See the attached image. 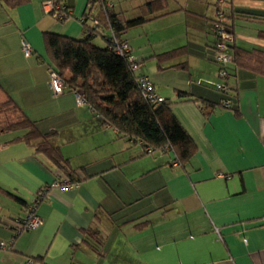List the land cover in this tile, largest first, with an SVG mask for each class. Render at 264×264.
I'll use <instances>...</instances> for the list:
<instances>
[{
    "label": "crops",
    "instance_id": "0c3cea01",
    "mask_svg": "<svg viewBox=\"0 0 264 264\" xmlns=\"http://www.w3.org/2000/svg\"><path fill=\"white\" fill-rule=\"evenodd\" d=\"M46 1L0 0V95L52 132L63 157L58 165L14 141L21 133L0 140V264H264V0H110L120 23L140 20L119 37L193 140L184 165L169 148L146 152L120 137L74 92L53 93L42 33L82 38L90 2L59 0L70 11L60 20ZM218 6L245 51L228 67L224 94L210 31ZM103 36L92 42L104 47ZM62 176L77 184L53 186ZM38 191L41 224L15 233L12 219Z\"/></svg>",
    "mask_w": 264,
    "mask_h": 264
},
{
    "label": "trees",
    "instance_id": "16d2710c",
    "mask_svg": "<svg viewBox=\"0 0 264 264\" xmlns=\"http://www.w3.org/2000/svg\"><path fill=\"white\" fill-rule=\"evenodd\" d=\"M5 1L17 6L27 0ZM223 1L218 0V3L221 4ZM59 2L62 7L61 12H59L60 18H54L64 20L70 11L61 1ZM89 2L90 6L82 15L84 18L82 22L84 35L82 38H71L49 31L42 33L48 70L53 71L61 78L64 84L63 92L70 90L74 94L80 93L84 99V104L86 103L104 123L115 128L120 137L134 141L139 140L146 152L169 148L174 154V159L179 164L184 165L195 154L196 146L174 116L170 108L171 101L164 98V102L155 103L145 99L138 83L140 73L144 72L132 70L126 57L116 53L113 46V37L118 43L124 41L119 37V32L140 22V20H131L122 24L116 20L112 13L110 0H89ZM95 2L96 5H94ZM97 11L101 12L105 20L104 23L107 25L106 28L109 30V33L104 34V36ZM50 14L53 17L51 12ZM220 14L223 17V23L233 35L231 42H228L232 58L231 63L226 66L228 72L230 65L241 64L242 55L245 51L235 46L233 25L225 19V13L219 6L210 23V31L215 36V40L217 33L212 31L211 26L214 21H219L218 16ZM97 35H102L105 38L106 45L104 47H99L92 42V38ZM129 46L133 53L130 44ZM260 52L262 53V51ZM139 60L141 59L139 58ZM261 71L264 73V69ZM182 94L186 93L182 92ZM189 99L192 100V98ZM224 99L226 98L223 97L221 105H223ZM195 101L208 106V102L199 98H196ZM3 106H12L18 115L15 120L6 121L0 125V134L23 130V134L14 138V141H25L32 145L36 152L45 154L53 162L61 165L63 157L58 147L50 141L53 133H41L11 97L7 96L0 103V108ZM67 177L71 181H78L73 176ZM11 228L16 233L17 226Z\"/></svg>",
    "mask_w": 264,
    "mask_h": 264
},
{
    "label": "built area",
    "instance_id": "2783aa9c",
    "mask_svg": "<svg viewBox=\"0 0 264 264\" xmlns=\"http://www.w3.org/2000/svg\"><path fill=\"white\" fill-rule=\"evenodd\" d=\"M45 5L47 7V11L51 12L53 17L60 18L59 12H61L62 7L59 1L48 0L45 2ZM218 17L219 21H214L211 26L212 31L217 33L214 46V58L216 63L219 65L217 76L221 80L215 84V87L217 90L227 93L229 92V87L223 80L228 76L226 66L232 61L228 42H231L233 35L229 28L223 23L222 15L220 14ZM83 19V17H80L81 23L83 22ZM112 42L115 52L126 57L131 69L140 71L142 62L131 52L129 43L125 40L118 43L114 37ZM21 51L25 56H29L32 53L31 45L26 40H22ZM138 83L141 94L145 99L155 103H161L165 101L164 97L157 93L150 77L146 73H140L138 77ZM49 85L55 95L61 94L64 90V84L61 78L51 70H49ZM75 99L78 105L84 103L82 95L78 92L75 93ZM229 103L230 100L228 98L223 100V105L225 107L229 106ZM75 184L77 183L63 176L59 177L57 180H54L52 183L53 186H59L63 190L69 189ZM42 196L43 192L38 191L36 197L25 204L23 215L12 219L14 226H17L16 233L22 230L35 229L41 224V219L37 214V205ZM0 247L5 248V242L1 241Z\"/></svg>",
    "mask_w": 264,
    "mask_h": 264
},
{
    "label": "rangeland",
    "instance_id": "374dc122",
    "mask_svg": "<svg viewBox=\"0 0 264 264\" xmlns=\"http://www.w3.org/2000/svg\"><path fill=\"white\" fill-rule=\"evenodd\" d=\"M51 1H56V0H51ZM57 1H59V0H57ZM137 31V29L135 30V32ZM155 31H157V29H154V32ZM153 38V40H155V37H152ZM214 57H215V53H214ZM149 59H147V61H148ZM214 60H215V58H214ZM143 62V61H142ZM216 62V61H215ZM155 64H157V60H155V62H154ZM153 62H151L150 63V65L152 66V65H154L155 66V64H154ZM147 64V63H146ZM156 69V66H155V68H154V70ZM148 72H150L151 73V71L149 70ZM154 72V73H153ZM152 72V76H153V79H157L158 81V83H160L159 82V79L156 77V78H154L155 77V71H153ZM157 84V83H156ZM157 86H159V84H157ZM217 91V90H216ZM217 92H221V91H217ZM221 93H223L224 94V92H221ZM220 93V94H221ZM5 100V98H3L1 95H0V103H2L3 101ZM17 115H18V113L13 109V107L12 106H3L2 108H0V125H2L4 122H6V121H10V120H15L16 118H17ZM23 134V130H15V131H8V132H3V133H1L0 134V140H4V139H9V138H11L12 136H15V135H19V134ZM20 134V135H21ZM1 198V197H0ZM2 199V198H1ZM8 203V202H7Z\"/></svg>",
    "mask_w": 264,
    "mask_h": 264
}]
</instances>
